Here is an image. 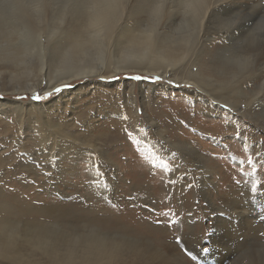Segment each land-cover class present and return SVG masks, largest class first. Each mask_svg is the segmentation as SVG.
<instances>
[{
  "label": "rangeland",
  "instance_id": "obj_1",
  "mask_svg": "<svg viewBox=\"0 0 264 264\" xmlns=\"http://www.w3.org/2000/svg\"><path fill=\"white\" fill-rule=\"evenodd\" d=\"M140 1L141 7L127 11L123 31L135 32L145 26L149 15L143 8L148 0L134 5ZM80 2L84 3L72 0L76 9ZM169 4L176 7L178 0H169ZM174 11L159 23L167 34L183 25L182 14ZM223 14L226 16L213 19L207 27L210 33L218 31L220 35L205 41L203 50L190 57L202 66L203 75L225 82L241 79L234 95L224 94L232 104L209 103L206 99L210 97L192 90L190 83L138 71L78 79L33 93H14L8 75L1 78L0 220L22 221L20 230L30 227L38 234L48 232L42 231V226L53 230L67 229L68 222L84 223L77 228L81 230L89 228L86 223L103 224L127 237L126 244L132 238L147 240L145 246L161 250L177 245L183 264H260L264 259V201L251 208L258 209L260 224L255 218L242 222L219 216V208L227 206L226 198L230 197V202L245 199L250 170L264 188V66L260 63L264 60V0H241ZM79 27V22L73 23L72 30ZM190 27L188 31H195L194 25ZM212 63L215 71L206 69L213 67ZM131 85L141 130L128 122ZM147 89L149 99H144L141 94ZM67 91L77 98L73 99L72 92L65 95ZM31 101L46 107L49 122L74 123L72 130L85 143L69 147L47 138L46 144H41L38 123L28 108ZM19 104L28 109L23 123L14 109ZM166 117L179 128L171 129L163 122ZM147 118L157 127L152 128ZM161 129L166 139L160 137ZM178 138L202 150L204 163L212 162L208 165L213 173L198 175L186 164L181 143H175L174 148L167 142ZM214 216H219L221 225L226 223V236L215 232L218 229L213 231L217 224L211 223ZM38 250L26 244L25 251L40 258ZM126 251L128 264H133L129 246ZM3 259L0 256V264H7Z\"/></svg>",
  "mask_w": 264,
  "mask_h": 264
},
{
  "label": "bare ground",
  "instance_id": "obj_2",
  "mask_svg": "<svg viewBox=\"0 0 264 264\" xmlns=\"http://www.w3.org/2000/svg\"><path fill=\"white\" fill-rule=\"evenodd\" d=\"M82 1L84 3L80 2L77 9L72 0H5L0 3V84L1 78L4 79L8 75L12 92L33 93L40 89L51 91L59 84L73 83L78 79L138 71L159 74L161 77L172 78L179 83H190L193 85L192 90H199L210 97L206 99L209 103L232 104L230 98L224 94L234 95L240 86L241 79L225 82L203 75L202 66L193 61L190 55L203 50L205 41H211L215 36L220 35L218 31L210 33L208 25L213 19L226 16L223 13L239 5L241 0H178L176 7L170 5L169 0H148L143 10L149 17L145 26L135 32L123 31L121 26L129 8L141 7L143 5L141 1L137 5L134 4L138 0H133V4L132 0ZM83 9L84 11H79ZM175 9L182 14L183 25L174 34H167L164 29L159 28V23L168 19V13ZM78 22L79 29L72 30L73 23ZM191 25H194L195 31H188ZM163 26L167 27V24ZM242 29L243 27L240 33ZM263 56L264 52L261 57ZM197 59L199 61L198 57ZM260 63L264 66V60ZM212 66L206 69L215 71L213 63ZM203 69L205 70L204 67ZM128 91L127 97L130 103L128 113L131 117L128 122L129 125L141 130L142 122H139V116L134 108L136 103L133 102L132 85ZM70 92L72 91H67L65 95ZM262 92L263 89L256 94L259 95ZM72 93L73 99H76L77 94ZM193 93L199 95L198 91ZM149 94L147 89L141 96L149 99ZM65 95L62 94L61 97L64 98ZM29 105L28 108L38 123L36 133L40 135L41 144H46L47 138H53V141L55 140L58 144H69V147L70 144L80 146L85 143V139L81 138L77 131L72 130L74 123H64L65 125L51 123L46 119L45 106L33 101ZM14 109L18 113L17 116H21L19 117L23 123L24 116L28 115L27 106L19 104ZM180 118L183 117L180 116ZM147 120L152 128L157 127L155 121H150V118ZM163 122L167 123L171 129L179 128V124H174L170 118L166 117ZM158 132L162 139H166L162 129ZM178 139L175 142L170 140L167 142L173 147L175 143H181V152L183 150L186 153L180 155L182 158L186 157V164H191V168L199 172L198 175L211 174V165L208 164L212 162L206 164V160L204 163L203 151L188 141L181 142ZM248 172H250L247 174H250L247 176L250 182L245 185V194L242 197L245 199L230 202L232 199L226 198L224 203L227 206L219 208L222 211L219 216L235 218L242 222L245 218V222L255 218L260 224L262 219H258L260 216L258 209L255 207L251 210V208L264 201V188L260 187L256 173L251 170ZM212 182H210L211 186ZM218 217L214 216L212 219V224H218H215L213 231L218 229L215 232H220L222 234L220 236H226V223L221 225ZM223 220L228 223L230 221ZM8 221L0 220V256L4 257L3 260L7 264H128L127 246L130 247V252L134 256L133 264H183L177 245L171 248L165 246V249L161 250L145 246L147 240L132 238L129 244H126L127 237L110 231L107 227L104 228L103 224L86 223L87 226L90 225L89 228L78 230L77 228L82 227L84 223L79 226L68 222L67 229L53 227V230H50V227L42 226V231L47 230L49 233L45 231V234L42 232L38 234L33 232L34 228L30 229V227L29 229L26 227L27 230H20L24 226L21 224L22 221L10 223ZM188 222L189 226H193L191 221ZM254 224L258 225L256 222ZM57 236L60 238L55 239ZM26 244L29 249H39L41 257L37 258L32 252L27 253ZM42 258L43 261L40 262ZM220 260L221 258L219 262ZM260 264H264V259Z\"/></svg>",
  "mask_w": 264,
  "mask_h": 264
}]
</instances>
